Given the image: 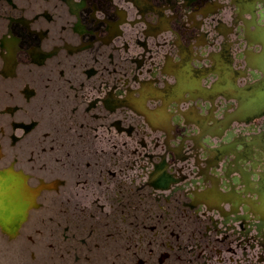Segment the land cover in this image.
Here are the masks:
<instances>
[{
	"label": "flooded vegetation",
	"instance_id": "obj_1",
	"mask_svg": "<svg viewBox=\"0 0 264 264\" xmlns=\"http://www.w3.org/2000/svg\"><path fill=\"white\" fill-rule=\"evenodd\" d=\"M0 264H264V0H0Z\"/></svg>",
	"mask_w": 264,
	"mask_h": 264
}]
</instances>
